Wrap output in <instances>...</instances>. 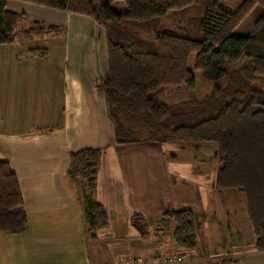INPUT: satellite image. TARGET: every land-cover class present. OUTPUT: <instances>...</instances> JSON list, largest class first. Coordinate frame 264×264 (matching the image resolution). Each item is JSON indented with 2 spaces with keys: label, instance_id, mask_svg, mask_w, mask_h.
Here are the masks:
<instances>
[{
  "label": "crops",
  "instance_id": "0c3cea01",
  "mask_svg": "<svg viewBox=\"0 0 264 264\" xmlns=\"http://www.w3.org/2000/svg\"><path fill=\"white\" fill-rule=\"evenodd\" d=\"M6 7L25 13L26 23L66 24L69 33L42 39L36 47H47V58L29 52L42 35L0 43V159L18 177L28 219L18 234L0 230V264H264L245 193L216 187V157L194 154L199 144L115 142L98 89L107 47L88 42L92 18L21 0ZM90 147L103 149L95 197L109 216L95 237L65 177L70 152ZM193 162L207 167L193 171ZM185 208L196 217L193 249L176 244L174 222L156 233L164 212ZM136 212L152 222L147 237L131 224Z\"/></svg>",
  "mask_w": 264,
  "mask_h": 264
},
{
  "label": "trees",
  "instance_id": "16d2710c",
  "mask_svg": "<svg viewBox=\"0 0 264 264\" xmlns=\"http://www.w3.org/2000/svg\"><path fill=\"white\" fill-rule=\"evenodd\" d=\"M22 1L87 15L105 29L107 75L98 89L114 124L115 142L216 144V187L245 193L256 247L264 251V14L256 19L253 33L234 34L264 0H242L233 10L220 0H202L203 11L185 18L178 29L158 27L169 12L199 0ZM114 1L123 2L125 11L115 10ZM133 26L152 30L153 37H143ZM47 32L58 33L59 26L26 23L25 13L7 9L6 0H0V43L14 42L18 34L30 39ZM29 52L48 56L47 47ZM198 75L211 84L210 90L177 101L169 97L175 88L194 89ZM102 155V147L71 151L65 171L91 237L109 224L105 207L95 197ZM27 220L18 177L1 158L0 230L18 234ZM157 222L158 234L175 223L173 237L179 247L197 246L193 210H167ZM131 224L141 237L152 233V222L140 213L133 214Z\"/></svg>",
  "mask_w": 264,
  "mask_h": 264
},
{
  "label": "rangeland",
  "instance_id": "374dc122",
  "mask_svg": "<svg viewBox=\"0 0 264 264\" xmlns=\"http://www.w3.org/2000/svg\"><path fill=\"white\" fill-rule=\"evenodd\" d=\"M241 1L242 0H220V3L224 7L228 8L230 10H233L241 3ZM113 8L119 12H123L126 9L124 3L121 1H114ZM203 8H204V4H203L202 0H199L196 3L189 5L188 7L179 9L180 11L179 10L171 11L167 15V17H165V19L160 23L158 28L178 29L179 24H181V22L186 21L185 18H188L190 16H197L198 14H200L203 11ZM73 14L77 15V16H87V15L77 14V13H73ZM262 14H264V4H259L252 10V12L235 29L234 34H236V35H248V34L253 33L255 21ZM87 17H89V16H87ZM92 26H93L94 32H93V34H89V37H88V42L90 44H92V48H94V49H96V51H98L102 48V45L107 47V37H106L105 29L102 26L96 24V22L94 20H93ZM133 29L138 30L140 32V34L145 38H152L153 37V31L152 30H144L143 28H141L139 26H133ZM62 31H63V35H64V33L68 34L69 33V27L66 26V24L59 26V32L58 33L61 34ZM49 33L54 34V32H47L46 34L43 33L42 34L43 37L36 36L33 39V41H31L30 44L33 46V48L38 46V45H44L47 42L43 41L44 44H42L43 43L42 39L43 40L46 39V36L47 37L49 36L48 37L49 39H53V37H54L52 35H49ZM58 33H55V34H58ZM20 36H21V34H20ZM66 36L67 35H65V37ZM23 38L28 40L27 38H25V36H23ZM31 38H33V37H31ZM57 39H60V38H57ZM99 82H100L99 84H101L103 82V79H102V81L99 80ZM210 89H211V84L208 83L202 76L198 75L197 85L194 89L190 90V89H187L185 87L175 88V89L170 90V92L168 94H169V97H171L173 100L177 101V100H182V99H185V98H188L191 96L204 94L205 92H207ZM147 143H150V142H147ZM190 144H195V143H190ZM200 144H202L205 148H208V150L211 153L207 152L208 150H206V151L201 150V149L198 150V148H200ZM200 144L199 145H193L194 146L193 147L194 148V152H193L194 154L200 155V153H202L204 155H206V154L209 155V159H212L213 157L217 158V151L215 150V148L217 147L216 144H214V143H200ZM195 148L198 151H196ZM216 158H214V159H216ZM217 161L218 160H216V162ZM215 164H216L215 162H212V163H210V166L214 167L212 165H215ZM200 165L202 168L207 167L206 164H204V163L199 164V163L193 162L192 163L193 171L196 170L195 169L196 166L199 167ZM217 165H218V162H217ZM217 165H215V166H217ZM17 237H20V236H17ZM16 241H17V246H19L18 242H20V241L23 242V240H20L19 238H16ZM24 245L25 244L23 242V246ZM11 246H13V245H11ZM16 249H17V253H19L18 251L21 250L20 247H18Z\"/></svg>",
  "mask_w": 264,
  "mask_h": 264
}]
</instances>
